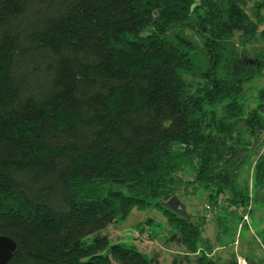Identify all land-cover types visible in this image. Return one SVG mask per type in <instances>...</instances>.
<instances>
[{"label": "trees", "instance_id": "16d2710c", "mask_svg": "<svg viewBox=\"0 0 264 264\" xmlns=\"http://www.w3.org/2000/svg\"><path fill=\"white\" fill-rule=\"evenodd\" d=\"M263 7L0 0V233L16 242L4 264H165L133 241L154 237L146 220L129 241L102 231L147 205L181 247L168 264H238L213 256L236 238L202 231L210 217L218 232L248 227L264 194V52L242 47L264 42ZM197 188L200 220L163 203Z\"/></svg>", "mask_w": 264, "mask_h": 264}, {"label": "rangeland", "instance_id": "374dc122", "mask_svg": "<svg viewBox=\"0 0 264 264\" xmlns=\"http://www.w3.org/2000/svg\"><path fill=\"white\" fill-rule=\"evenodd\" d=\"M253 0H247V5L252 4ZM264 13V7L261 9ZM264 27V20L259 26ZM181 31L187 36L191 37L196 43H199L196 35L188 28H182ZM237 47L241 48L240 42ZM247 51L249 56H252L256 51L264 52V42L260 39H253L242 45ZM264 72L256 80V84H263ZM248 85V83H246ZM262 148V147H261ZM183 177H186L185 175ZM180 203L183 206L185 213L191 214L195 219L200 220L201 215L204 214V203L206 201V192L200 188L195 189L188 194H181ZM252 209L249 213V225L248 227L242 226L237 228H228L225 232H218L219 222L215 218H208L203 224L202 235L209 238V240H216V236L227 241L230 238L234 241L225 243L222 246H216L213 252V256L224 261L232 254L235 255L238 264H264V238H262L261 230L264 226V194L253 198L251 200ZM142 220H146L149 224V228L152 229L154 237L140 239L135 241L138 248H142L148 252H155L159 260L168 264L170 257V250L175 249V243H166L161 240L159 235L168 233L169 226L167 225L166 218L163 212L157 206L147 205L143 207H132L128 214L118 221L112 222L105 226L102 231H107L109 234V240L115 241L116 239L131 240V233ZM229 226L233 225V221H228ZM237 235V236H236ZM215 243V242H214ZM216 244V243H215Z\"/></svg>", "mask_w": 264, "mask_h": 264}, {"label": "water", "instance_id": "95a60500", "mask_svg": "<svg viewBox=\"0 0 264 264\" xmlns=\"http://www.w3.org/2000/svg\"><path fill=\"white\" fill-rule=\"evenodd\" d=\"M163 203L168 207L174 209L178 213L184 212L182 204L174 195L169 197ZM15 248H16L15 240L6 234L0 233V264L6 263L11 258ZM72 264H95V263L92 260L86 259V260L77 261Z\"/></svg>", "mask_w": 264, "mask_h": 264}, {"label": "built area", "instance_id": "2783aa9c", "mask_svg": "<svg viewBox=\"0 0 264 264\" xmlns=\"http://www.w3.org/2000/svg\"><path fill=\"white\" fill-rule=\"evenodd\" d=\"M242 218H243L245 221H247V220H248V216H247V214H246V213H243V214H242ZM145 234H146L145 231H142V232H141V235H142V236H144ZM134 235H135V233H134Z\"/></svg>", "mask_w": 264, "mask_h": 264}, {"label": "crops", "instance_id": "0c3cea01", "mask_svg": "<svg viewBox=\"0 0 264 264\" xmlns=\"http://www.w3.org/2000/svg\"><path fill=\"white\" fill-rule=\"evenodd\" d=\"M257 52V51H256ZM255 52V53H256ZM134 242L135 241H137V240H133ZM179 249H181V247H179L178 245H175V249H173V250H170V252H173V251H176V250H179Z\"/></svg>", "mask_w": 264, "mask_h": 264}]
</instances>
